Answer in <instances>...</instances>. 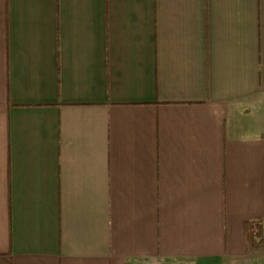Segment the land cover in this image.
Segmentation results:
<instances>
[{
  "label": "crops",
  "instance_id": "0c3cea01",
  "mask_svg": "<svg viewBox=\"0 0 264 264\" xmlns=\"http://www.w3.org/2000/svg\"><path fill=\"white\" fill-rule=\"evenodd\" d=\"M264 0H0V264H264Z\"/></svg>",
  "mask_w": 264,
  "mask_h": 264
},
{
  "label": "trees",
  "instance_id": "16d2710c",
  "mask_svg": "<svg viewBox=\"0 0 264 264\" xmlns=\"http://www.w3.org/2000/svg\"><path fill=\"white\" fill-rule=\"evenodd\" d=\"M245 229L250 254L263 253L264 236L262 222L260 220L248 222L246 223Z\"/></svg>",
  "mask_w": 264,
  "mask_h": 264
}]
</instances>
